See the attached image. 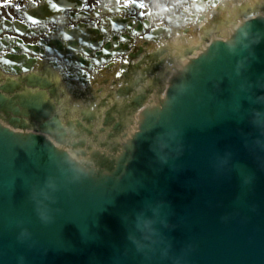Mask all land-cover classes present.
Returning a JSON list of instances; mask_svg holds the SVG:
<instances>
[{
    "label": "water",
    "instance_id": "1",
    "mask_svg": "<svg viewBox=\"0 0 264 264\" xmlns=\"http://www.w3.org/2000/svg\"><path fill=\"white\" fill-rule=\"evenodd\" d=\"M259 10L231 42L205 50L194 65L200 81H174L170 91L199 90L191 119L164 135L141 122L112 152L80 150V119L65 123L41 93L9 100L12 87L2 85V119L36 134L0 129V264H264V4ZM195 99L182 96L179 110ZM48 136L86 158L60 152Z\"/></svg>",
    "mask_w": 264,
    "mask_h": 264
},
{
    "label": "bare ground",
    "instance_id": "2",
    "mask_svg": "<svg viewBox=\"0 0 264 264\" xmlns=\"http://www.w3.org/2000/svg\"><path fill=\"white\" fill-rule=\"evenodd\" d=\"M233 1L239 2L241 4L240 7L238 6V4H235V5H231L229 7L222 8L221 9L222 15L228 14L230 16L236 17L237 16L236 12L240 8H242L240 10V12L243 14H240V16H243L247 12V10L245 8L249 7V6H251V9L255 13V12L259 11V6H260V4H262L258 0H248V1L247 0H233ZM204 3L209 4L208 6H206L207 8L211 7V3L210 2L208 3V0H205ZM51 12H52V10H50V9H44V11L40 14V17L43 19H48V15ZM96 12H98V11H96ZM100 14L104 16V12H101ZM60 19L63 21V24H65V26L67 27L68 32L75 30V28L70 27V23L72 22V20L66 18L65 16H61ZM134 20L135 19L132 18V24L136 25V21H134ZM91 23H94V22H91ZM108 23H109L108 27L103 28V30L106 31V36L103 37L101 40V44L104 45L103 50H108L112 46H115L118 48L122 46L121 44H115L112 42V40L111 41L109 40V37L112 35H115L117 37L120 35H129V38H130L129 41H132L133 42L132 44H134L137 41V39H140L136 35L130 36L131 32L129 31V29L126 30V25L124 22H116L115 23L112 21H108ZM230 23H231L230 21H227L225 23V25L220 28L219 32L216 31L213 28V26H211V25L208 26L207 31L202 32V30L205 26V23H202V26L199 27V30L197 31V33L194 32L195 36H193L192 38H183L181 42L179 40H176V39L173 40V42H171L168 39V37H170V36L167 33H163L162 35L165 38L157 37V38H155L154 42L151 43L150 45L152 46L151 48H157V47H159V45H164V46L160 47L161 50H160V52H158V54H160L158 56V59L161 60V65L163 64L164 60H166L164 58L163 54L166 53L167 58H169V56L170 57H172L173 55L175 56V57L174 56L172 57V60H174V61L171 63V66L168 68V70H169L168 74L170 75L172 73V75L178 77L183 73L182 67H185V65L188 66L189 61H191V59L202 58L204 56L205 50L212 49L213 45L211 44V42L214 39H217L219 42L230 39V35L232 34V31L234 30L233 28H229V30L227 29V26L230 25ZM179 24H183V25L185 24L184 25V31H185L184 33L185 34L191 35L193 33L194 27L191 23L185 22V23H179ZM234 25H236V23H234ZM82 26H84L86 28L90 27V25H82ZM208 32H211L210 34H211L212 38L210 40H205L208 37ZM138 35L142 36L144 34H138ZM13 38H16V37H13ZM125 43H127V42H125ZM228 46H233V45L229 44ZM185 47H187V48L190 47L191 49H195V53L191 55L192 57H188L187 59L181 60L180 57H183V55H181V54L176 55V54L178 52L182 53V51H184ZM155 52H156V50H155ZM113 57L117 58L118 55H115ZM169 60H166V61L169 62ZM196 63L197 62H194L192 65L194 66ZM117 69H119V68H117ZM116 74H117V71L115 70L114 75H116ZM0 76H2V78H4L3 75H0ZM122 77H124V75H122ZM132 77H135V75H133ZM180 77H182V76H180ZM118 85L120 86V84H118ZM79 91H80V88H74V89H71L70 94L72 95V94L78 93ZM165 95H166V93H165ZM154 100H155V98H154ZM154 100L152 98H150L148 100V103H150ZM151 104H153V102ZM147 135H148V130L144 134L143 138L146 137ZM82 159H84V158H82Z\"/></svg>",
    "mask_w": 264,
    "mask_h": 264
},
{
    "label": "flooded vegetation",
    "instance_id": "3",
    "mask_svg": "<svg viewBox=\"0 0 264 264\" xmlns=\"http://www.w3.org/2000/svg\"><path fill=\"white\" fill-rule=\"evenodd\" d=\"M204 1L205 0H175V3L173 4H169L168 6L163 5L162 9L165 10V13H164L165 16L164 15L162 16L164 17L163 23L167 25H170V24L177 25L178 23H183L189 20L194 15H195L194 19H200V17L206 11V8H207L206 6L209 5V4H205ZM164 2H166V0H164ZM209 2L211 3V5L213 4V0H208V3ZM20 16L22 20L24 21L27 20L24 18V14ZM135 29H138V27L136 26ZM124 37L129 39V35L127 36L125 35ZM116 49H120V48L116 47ZM159 55L160 54L156 55V58H158ZM160 65L161 64L157 66H151L149 70L156 69Z\"/></svg>",
    "mask_w": 264,
    "mask_h": 264
},
{
    "label": "snow or ice",
    "instance_id": "4",
    "mask_svg": "<svg viewBox=\"0 0 264 264\" xmlns=\"http://www.w3.org/2000/svg\"><path fill=\"white\" fill-rule=\"evenodd\" d=\"M142 6V5H141ZM53 7H55V5H53Z\"/></svg>",
    "mask_w": 264,
    "mask_h": 264
}]
</instances>
